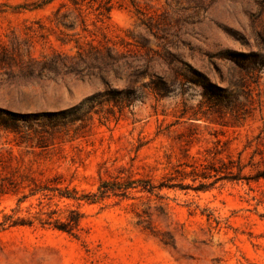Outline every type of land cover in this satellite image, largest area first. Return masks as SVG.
I'll use <instances>...</instances> for the list:
<instances>
[{
    "label": "rangeland",
    "instance_id": "obj_1",
    "mask_svg": "<svg viewBox=\"0 0 264 264\" xmlns=\"http://www.w3.org/2000/svg\"><path fill=\"white\" fill-rule=\"evenodd\" d=\"M42 1L0 0L6 58L0 106L58 110L107 88L116 94L97 98L91 111L84 104L81 119L58 128L45 116L21 120L20 133L0 128V173L20 182L17 191L0 193V220L12 208L18 216L38 210L39 194L16 205L29 179L89 193L124 167L121 175L154 187L138 185L125 197L110 193L94 203L55 197L52 207L63 214L66 207L82 213L79 237L37 223L0 228V264H264V179L216 180L190 166L214 156L236 158L259 131L264 75L258 85L248 80L251 116L242 126L224 127L210 119L232 115L211 113L203 86L185 82L156 98L139 88L148 75L132 85V68L101 72L90 48L106 54L101 42L108 39L139 70L150 64L162 75L188 63L228 90L234 88L236 52L264 54V0ZM106 1L108 13L98 7ZM45 63L54 68L43 78L23 79L26 66L35 75ZM130 88L135 97L127 104L122 97ZM50 136L54 143L46 149L36 145ZM215 148L223 149L214 155Z\"/></svg>",
    "mask_w": 264,
    "mask_h": 264
},
{
    "label": "trees",
    "instance_id": "obj_2",
    "mask_svg": "<svg viewBox=\"0 0 264 264\" xmlns=\"http://www.w3.org/2000/svg\"><path fill=\"white\" fill-rule=\"evenodd\" d=\"M51 0H43L39 5L50 2ZM74 4H79L78 0H71ZM91 1V0H89ZM88 1V2H89ZM109 2H100L98 7L104 9V12L108 13L111 9ZM102 13V12H101ZM109 40L105 39L101 42V46L106 49V54H101L100 47L94 44H90V48L93 51V60L97 63L96 67L101 72H107L108 69L114 67L125 66L132 68L133 73H130V83L135 85L141 77L148 75L150 80L148 82H141L140 87L142 90H147L154 94L156 98H163L173 91V88L182 83L188 82L192 85L203 86V95L208 100L210 105L211 113L218 112L224 114L229 112L232 116L226 120H217L211 118L210 121H217L218 124L224 127H238L242 126L248 117L251 116L254 98L251 94V88H249L248 80L260 84V79L264 75V54L260 51L236 52L237 60L235 74L236 78L233 82L234 88L223 90L218 83L212 81L208 75L199 69L193 67L188 63L180 68L172 70L167 75H162L154 71L150 64H145L144 67L139 70L138 64L128 62L126 55H123L121 51L116 50L115 43L109 45ZM81 48V47H78ZM121 60L123 62H121ZM6 61L5 54L0 52V66ZM46 64V63H45ZM45 64L37 71L34 75V68L32 65L25 67L26 74L23 79L27 80L31 77L41 79L44 77L43 71L45 69L54 68L52 64ZM248 87L247 89H245ZM133 91L135 89H126L123 101L127 104L134 100ZM116 92L107 88L102 92L93 94L86 97V99L79 103L78 106H74L67 109L58 110H41V111H28L18 112L11 110L8 107L0 106V128L10 129L11 131H22L20 124L21 120H27L28 118L37 119L40 116L47 117V122L54 129L59 126H63L66 123H71L76 119H81L82 114L79 110L82 106L87 105L88 110L91 111L93 101L100 98V101H107L114 98ZM229 102V103H228ZM226 103V104H225ZM258 105L261 109V100L258 98ZM224 107V108H223ZM263 119L264 116H261ZM64 119L66 122H64ZM51 138H40L36 145L40 148L46 149L49 144L54 143L53 137ZM223 149V148H222ZM221 149V150H222ZM246 155L244 152L249 150ZM221 150L215 148L214 155L220 153ZM35 153V152H33ZM39 154L41 152H38ZM36 153V154H38ZM46 156V154H45ZM216 159V161H215ZM192 172L196 173L199 171L201 177H210L211 175L216 176V180H244L247 183L250 181H258L264 179V120L259 131L252 137H247L246 142L242 149L237 153L236 158L227 156L226 159L222 157H213V160H209L206 163H200L198 166L190 164ZM250 167L253 172L245 173V169ZM126 169L124 167L119 168V174L115 175L111 180L102 181L97 191L89 193H78L74 188L69 189L68 187L60 188L56 184L42 183L37 184L34 180L29 179V183L26 184L28 193L23 194L16 200V205L19 206L26 198L39 194L36 205L39 207L38 210L30 212L29 216H18L15 215L17 208H12V213L3 212L0 220V228L5 229L12 226H32L38 224L41 227H49L57 229L59 231L66 232L74 237H79L82 227L80 225L82 213L72 207H66L62 213L58 208L52 207L51 201L53 198L58 199H71L78 203L82 200L90 203L98 202L103 198L107 197L110 193L113 195L127 196L128 190L131 188L139 187L141 189H152V186L148 180L147 183L137 184L139 180H134L130 175H121ZM214 172V174H211ZM51 181V180H50ZM145 181V180H144ZM20 182L16 180L12 175H6L0 173V193L7 191H17ZM148 185V186H147ZM163 184H160V187ZM57 206V204H54ZM32 204H29L31 207Z\"/></svg>",
    "mask_w": 264,
    "mask_h": 264
}]
</instances>
